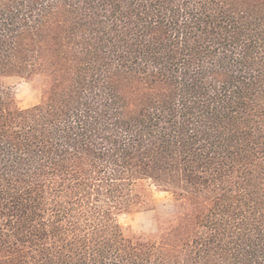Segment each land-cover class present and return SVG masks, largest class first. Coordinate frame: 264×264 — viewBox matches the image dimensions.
<instances>
[{
	"label": "trees",
	"instance_id": "16d2710c",
	"mask_svg": "<svg viewBox=\"0 0 264 264\" xmlns=\"http://www.w3.org/2000/svg\"><path fill=\"white\" fill-rule=\"evenodd\" d=\"M0 264H264V0H0Z\"/></svg>",
	"mask_w": 264,
	"mask_h": 264
},
{
	"label": "rangeland",
	"instance_id": "374dc122",
	"mask_svg": "<svg viewBox=\"0 0 264 264\" xmlns=\"http://www.w3.org/2000/svg\"><path fill=\"white\" fill-rule=\"evenodd\" d=\"M9 86L17 97L21 107H29L38 102L32 85L21 78L7 79ZM153 208L134 215H124L120 218L122 227L129 235H155L158 232L157 216H168L174 212L173 198L167 193L153 192Z\"/></svg>",
	"mask_w": 264,
	"mask_h": 264
}]
</instances>
